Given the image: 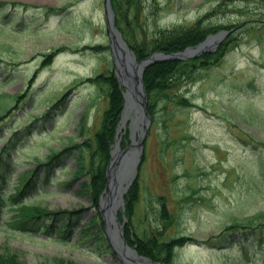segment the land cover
Segmentation results:
<instances>
[{"label":"rangeland","instance_id":"obj_1","mask_svg":"<svg viewBox=\"0 0 264 264\" xmlns=\"http://www.w3.org/2000/svg\"><path fill=\"white\" fill-rule=\"evenodd\" d=\"M103 1L0 0V21L10 24L0 29V160L9 169L4 188L12 191L19 174L35 170L27 202L49 212L74 213L73 227L56 237L47 232V219L31 232L9 226L13 211L4 210L0 253L12 255L19 264H124L95 241L94 233L80 232L100 213L78 191L87 175L71 180L79 150L70 146L94 138L109 107L106 90L88 82L114 73L111 51L94 50L109 47ZM135 1L129 26L121 27L139 45H147L156 29L189 26L205 15L207 24L223 27L220 31L240 25L221 59L197 64L194 81L175 83L157 97L155 117L144 133L133 214L126 217L121 206L116 210L133 231L159 228L168 238L204 240L218 234L230 217L264 213V191L254 193L247 182L264 173V165L248 161L250 151H256L248 139L264 142V0ZM46 55L51 62L44 66ZM64 94L67 99L55 106ZM182 95L189 101L186 106L177 102ZM130 114L113 143H119V150L131 144ZM134 136L138 140L141 132ZM257 152L264 155V150ZM52 154L59 156L47 166ZM162 207L169 222L160 219ZM66 221L59 216L50 223L61 227ZM175 251L174 264L214 260L204 246Z\"/></svg>","mask_w":264,"mask_h":264},{"label":"trees","instance_id":"obj_2","mask_svg":"<svg viewBox=\"0 0 264 264\" xmlns=\"http://www.w3.org/2000/svg\"><path fill=\"white\" fill-rule=\"evenodd\" d=\"M233 3L234 0H225V2ZM135 0H111V8L114 11L116 19V27L122 32L124 40L127 41L129 47L134 51L138 61L151 55L154 51H160L165 53L181 52L186 47H192L200 42H203L208 35L215 34L223 29L220 26H211L207 24L208 15H205L203 19H198L192 25L189 26H174L172 29H156L154 30L151 41L145 44H138L133 36L128 33L125 28H122L123 24L126 28L129 26V11L131 6L134 5ZM12 6L17 7L19 3H11ZM52 10V9H50ZM2 27H10L9 23H6L2 18L0 21V29ZM233 41V36H230L223 42L218 50L214 54H205L199 58L184 61H173L155 63L152 66L145 69L143 76L144 88L148 97V112L155 117V107L157 106L155 100L159 95L166 94L165 91L169 90L175 83L182 80L194 81L196 67L199 64L204 66L205 61H216L222 58L225 53L227 45ZM94 50H108L107 47L98 46L94 47ZM51 62V55L45 56V61L42 65L49 64ZM99 88L106 90L108 94L109 107L104 112V117L101 123V129L93 136L94 138H88L84 140L80 145L70 146L72 149L79 150L76 159V169L73 173L71 180H77L82 175H87V182H83L78 190L81 194H86L95 204L98 206V199L104 191V185L106 183L105 172L108 163L110 162V152L112 145L116 140L117 124L120 121L121 113L123 109V93L114 73L99 74L94 78H89ZM167 96V95H166ZM176 96V94H175ZM67 96H63L57 103H62ZM170 97V96H167ZM177 102L180 105L186 106L188 100L182 96L177 97ZM9 112V110H7ZM253 113V111H251ZM128 134L123 137L122 147L124 146ZM249 145L254 146L252 149L256 151L251 152L250 159L248 161H256L258 165L263 168L264 155L258 154L257 150H264V142H258L255 138L248 139ZM251 143V144H250ZM70 148H65L64 152H70ZM5 150V147L1 149ZM58 154H52L47 157V166L51 165L52 159L57 158ZM7 171L8 163L0 160V217L4 216V210H12L11 221L9 226L23 231L31 232L33 229L39 227L45 219H47L48 229L51 230L52 235H59L62 230L66 231L67 228L73 227L71 218L74 213L62 210L59 212H49L47 209L40 207L36 204H29L26 197L29 196L31 188L36 183V172L31 170L24 174H19L18 185L11 191L10 187L5 190L7 185ZM72 180V181H73ZM249 186L254 189V193L264 191V173L261 178L257 180H248ZM137 181L129 188L125 196V213L126 217H131L133 214V204L137 202ZM249 195L250 191L248 192ZM66 217V222L60 227H57L54 222L57 217ZM120 219V217H119ZM160 219L169 222L170 215L164 209L161 208ZM103 223L100 221L99 215L94 220L87 222L80 228V232L89 236L94 233V239L105 250H110V247L105 239V235L102 232ZM154 231H141L136 232L127 226L124 228L125 240L131 246L135 247L137 253L151 259L153 262L159 264H174V257L176 255V249H181L185 246L196 244L200 247L211 249L212 252L209 257L214 256V260H211V264H264V213H254L253 215H244V217H230L228 224H223L220 227L218 234H213L204 240H199L195 237L181 235L178 237H165L163 230L156 228ZM96 245V244H94ZM57 263H62L57 260ZM0 264H19L12 255L8 253H0ZM67 264H72L67 262Z\"/></svg>","mask_w":264,"mask_h":264},{"label":"water","instance_id":"obj_3","mask_svg":"<svg viewBox=\"0 0 264 264\" xmlns=\"http://www.w3.org/2000/svg\"><path fill=\"white\" fill-rule=\"evenodd\" d=\"M104 20L106 21L107 37L110 41L109 47L111 51V58L113 62V72L123 86L124 108L122 111V118L117 132H119L126 120L129 119L130 113L135 116L132 120L134 130L131 133L130 147L120 151L118 144H115L114 151L111 154V161L107 166L106 179L107 182L104 187L103 195L113 198L111 206L107 210L100 206L102 222H104V233L107 241L110 244L111 250L117 256L119 255L124 264H156L151 260L136 253L134 248L127 245L123 237V225L117 221L116 208L123 206V196L126 194L128 188L136 180V176L141 162V154L143 149L144 133L148 131L151 123V116L147 111V95L144 89L143 75L147 67L155 63H163L164 61L173 62V60H189L194 57H199L205 53H214L218 46H220L226 38L236 30H225L210 35L204 42H201L194 47H188L183 52L166 54L164 52H154L152 55L142 59L141 62L136 60L133 50L129 48L126 41L123 40L119 30L116 29L114 13L111 9V1L104 0ZM146 127L143 132L142 128ZM140 130L141 136L138 140L135 139L134 133ZM134 157L131 169L126 166L127 160L130 161ZM113 193L115 197H113ZM116 201V202H115ZM115 202V204H114ZM112 226L118 229L112 230ZM127 262V263H126Z\"/></svg>","mask_w":264,"mask_h":264},{"label":"bare ground","instance_id":"obj_4","mask_svg":"<svg viewBox=\"0 0 264 264\" xmlns=\"http://www.w3.org/2000/svg\"><path fill=\"white\" fill-rule=\"evenodd\" d=\"M133 160H134V157L131 158L130 161L127 160L126 166H127L128 169H131V165H132ZM113 197H115L114 193H113ZM112 201H113V198L110 200V197L109 198L105 197V199L102 200L103 209L108 211V208L111 206ZM115 202H114V204H115ZM116 230H117V228H116Z\"/></svg>","mask_w":264,"mask_h":264}]
</instances>
